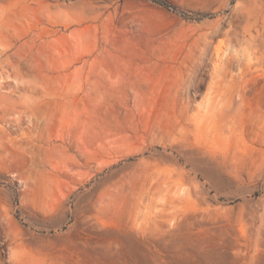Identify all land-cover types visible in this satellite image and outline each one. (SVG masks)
<instances>
[{
	"label": "rangeland",
	"instance_id": "obj_1",
	"mask_svg": "<svg viewBox=\"0 0 264 264\" xmlns=\"http://www.w3.org/2000/svg\"><path fill=\"white\" fill-rule=\"evenodd\" d=\"M0 264H264V0H0Z\"/></svg>",
	"mask_w": 264,
	"mask_h": 264
}]
</instances>
